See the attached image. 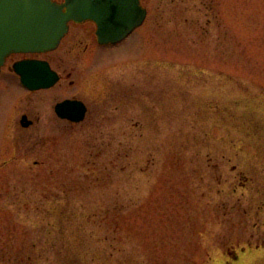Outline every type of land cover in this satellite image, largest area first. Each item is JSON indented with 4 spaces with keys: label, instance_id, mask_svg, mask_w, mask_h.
Segmentation results:
<instances>
[{
    "label": "rangeland",
    "instance_id": "1",
    "mask_svg": "<svg viewBox=\"0 0 264 264\" xmlns=\"http://www.w3.org/2000/svg\"><path fill=\"white\" fill-rule=\"evenodd\" d=\"M141 5L121 44L71 25L0 73V264H264V0ZM28 57L51 89L15 81Z\"/></svg>",
    "mask_w": 264,
    "mask_h": 264
},
{
    "label": "water",
    "instance_id": "2",
    "mask_svg": "<svg viewBox=\"0 0 264 264\" xmlns=\"http://www.w3.org/2000/svg\"><path fill=\"white\" fill-rule=\"evenodd\" d=\"M140 0H0V70L11 54H43L54 51L70 22L91 21L96 26L99 45L125 40L146 19ZM14 72L23 87L39 91L53 87L58 77L46 62L22 61ZM87 109L80 101L66 100L55 107L61 120L81 123ZM21 125L31 122L22 117Z\"/></svg>",
    "mask_w": 264,
    "mask_h": 264
},
{
    "label": "flooded vegetation",
    "instance_id": "3",
    "mask_svg": "<svg viewBox=\"0 0 264 264\" xmlns=\"http://www.w3.org/2000/svg\"><path fill=\"white\" fill-rule=\"evenodd\" d=\"M81 24H91V25H93V27L95 28V31H96V26L94 25V23H92V22H85V23H81ZM81 24H78V23H74V22H71V23H69V25H68V31H67V34H68V32H69V30H70V27H71V25H75V26H79V25H81ZM66 34V35H67ZM66 35H65V37H66ZM64 37V38H65ZM63 38V39H64ZM63 39L60 41V43H59V46H60V44H61V42L63 41ZM96 43H97V41H96ZM58 46V47H59ZM99 46V45H98ZM99 47H102V48H107V47H109V46H99ZM29 56H32V55H29ZM13 57H16V55H10L7 59H6V61H5V63H4V66L2 67V69H1V72H2V70L7 66V63H8V61L9 60H11ZM22 60H41V61H46V60H42V59H38V58H33V57H28V58H23V59H20V60H16L15 62H13V64H12V66H11V71H12V73L14 74V76L16 77L15 79V81L19 84V78L15 75V73H14V70H13V65L16 63V62H18V61H22ZM46 62H48V61H46ZM48 64H49V62H48ZM50 65V64H49ZM0 72V73H1ZM58 74V73H57ZM58 76H59V74H58ZM25 90V89H24ZM26 91V90H25ZM29 93H34V92H29ZM70 100H77L76 98H71ZM85 104V103H84ZM85 106H86V108H87V114H88V111H89V108H88V106L85 104ZM87 114H86V116H87ZM26 117V116H25ZM32 125V124H31Z\"/></svg>",
    "mask_w": 264,
    "mask_h": 264
}]
</instances>
